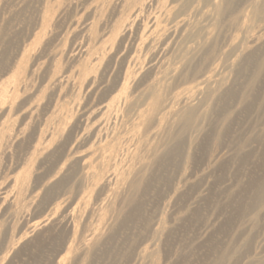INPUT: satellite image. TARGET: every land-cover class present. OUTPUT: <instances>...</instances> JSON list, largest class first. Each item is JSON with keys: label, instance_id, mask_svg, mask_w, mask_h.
<instances>
[{"label": "rangeland", "instance_id": "obj_1", "mask_svg": "<svg viewBox=\"0 0 264 264\" xmlns=\"http://www.w3.org/2000/svg\"><path fill=\"white\" fill-rule=\"evenodd\" d=\"M115 1L118 2L116 3ZM96 2L100 4V0H0V41L3 43L9 41L11 44L7 43L8 45H6L0 42V51L3 52V48L9 47L12 51H10L11 54L13 53L12 56L14 55L13 57L24 48H31L35 51H33L34 55L32 54L29 57L30 60L27 64V69L30 70L28 83L29 85L32 83L34 95H32V99L36 98V101L43 102V106L46 108V110L42 108L37 113L38 117L35 115V120L39 119L38 123H41V127L52 129L51 132H57L61 122L64 121L66 122L64 127H69L70 132L55 155L47 157V159H44L42 163L40 162L37 167L35 165L32 169L24 197L27 204V216L25 215V219H23L24 215L21 212L17 215L14 223L16 225L19 221L20 224L16 225L17 228L14 225L16 236L20 233L18 228L21 222L24 220L28 222L42 219L44 210L48 206H57L60 200H67L68 203L73 202L76 206V214H81V212L83 214L86 212L87 214L91 213L93 206H95L99 189L94 184L95 181H92V173L101 174L99 179L100 182H103L107 179L108 172L113 167L111 166L112 163L101 155L103 148L113 144L116 145L114 154L115 157L119 156L120 161L115 167V184L126 177L130 170H136L142 162L152 159L155 154V148L161 147L165 137L161 132H158L157 135L153 134L155 126L153 123H149V120L152 119V116L169 117L168 113L172 102H159L154 111L156 115L154 113L149 115L145 125L134 136L136 123L141 118V111L145 109L151 110L153 99L168 100L172 93L191 86L196 80L174 81L175 83L171 82L169 86H166V84L162 86V81L161 85L158 86L160 88L158 89L159 93L158 91L156 92L157 94H149L148 85L157 82L162 77V79L167 78L171 68L178 66L180 61L186 58L192 50L197 49L199 44L207 38L205 28H215L219 33L216 48L218 55L221 53L225 54L215 58L212 62L218 66L217 70L219 72L223 71L222 76L230 83L234 80L236 74L226 68V64L232 58V54H229L227 49L228 43L232 38L235 39L236 36L239 37L236 40L239 42L242 36V32L239 29L241 24L236 25L235 23L238 21H240L238 23H242L246 17V22L244 23L253 24V20H247L246 15L249 16L250 14L248 4L243 3L239 9L234 11L235 13L232 12L230 16L215 22V16L217 15L214 11L212 12L211 6L205 0H191L188 10L180 16V19L186 18L189 22V33L170 42L168 49L163 53L164 55L161 54L157 56L158 58H155L154 48L143 44L145 38L137 35L138 37L135 39L136 36H134L133 39L130 38L123 44L119 63L116 65L114 61L115 64H112L111 68L105 71L104 76H100L94 86V90L93 88L89 91L84 88L80 90L63 88L61 94H55L58 96L57 98L52 93L49 94L51 90L47 87L48 82L46 81L51 76L50 72L54 71V69L73 71L80 68L86 61V59H79L75 62L70 57V53L75 47V42L81 40L82 37L76 38L72 32L73 28L77 27L79 30L86 22H90L91 19L94 20L93 18H95L93 29L95 33L99 34L105 27L109 28L108 26L113 24H110V22L115 20L117 16V14L115 15L117 13L116 10L121 9V6L126 4L125 0H102V10L100 9L97 15H93L90 7L96 5ZM119 4L120 7L118 8ZM109 5L114 6L116 9L109 7ZM154 14L158 16L156 25H163V27L164 25H170L172 18L165 15L164 10L157 8L143 19L144 23L141 27V32L143 31L142 29L152 24V20L155 17ZM239 14L240 16H238ZM44 15L48 19L45 32L47 31L49 35L46 38L41 37L44 32L41 18ZM111 15L113 18H111ZM262 22L264 20L254 22L252 26L254 29L251 28L250 30L252 31L250 32L253 33L254 31V34L262 33L263 29L261 26H264ZM136 32L141 33L135 29L134 34ZM50 39L53 41L49 42ZM25 42L27 45L30 43V46L25 47ZM13 44L18 46H15L17 49L14 48ZM185 51L187 52L185 53ZM183 54H186L184 55L185 57ZM155 59L160 61H157V63L159 62L156 70L157 75L150 76L143 81L144 78L142 76L150 63L149 60ZM44 61H48L49 64ZM31 65L33 66L31 67ZM168 67L170 68L168 69ZM37 68L38 72H36ZM51 68L53 69L51 70ZM32 69L35 70L32 72ZM120 70L124 71L122 74L126 73L129 76L130 89L128 97L120 94L121 85L111 88L108 93L106 91L108 86H112L114 77ZM46 71L50 74H46ZM8 76L9 74L6 75V77ZM42 76H46V78ZM4 77H0V81ZM98 87L101 89H97ZM23 93L21 90L18 91L20 102L25 99V94L23 96ZM51 98H54L55 105ZM55 98H57V103ZM45 100L48 103L50 101L52 105L46 103ZM131 101L132 104L130 103ZM204 106L206 109L210 108L209 104ZM234 107L233 115L236 116V119L232 122L233 125L226 127L219 144L215 143L214 137L212 138L211 136L213 135L212 127L217 122L210 124L205 121L201 125L202 134L197 136L194 133L193 139L195 141L192 142L191 146L183 147L182 152L171 165L169 163L164 168L153 166L154 172L151 176L152 178L149 179L150 183L147 185V182L144 183L142 189H140L142 208L139 220L135 225L134 223L127 224L126 229L122 232L123 234L120 235L119 241L123 242V244L119 251L113 253L110 258L99 261L98 264H140L138 260L139 250L143 249V247L148 248V246L152 251L143 264H221V255L225 249L231 251L233 249L225 258L226 263L245 264L249 259H264V207L259 209L257 216L251 212L250 207L249 210L244 207L250 201L257 186L264 185V134L260 133L264 129V106L257 107L255 105L253 108L245 107V109L243 106L238 105L237 107L239 108L235 105ZM52 109H55V112ZM200 112L203 113V111ZM13 113L15 114L16 110ZM18 113L13 114V118H16L15 121L18 118L19 120L17 121L19 122L20 114L18 116ZM48 118H50V121L45 123V119ZM77 120L79 121L77 122ZM96 120L99 121L96 123L97 125L94 124ZM170 128L172 131H176L178 129L177 121H173ZM247 138L250 139L248 147L239 153V146ZM9 153L6 155L7 158L3 155L0 156L5 158H0V192H2V188L7 185L6 182L8 183L11 177L26 170L23 163H21L23 162V157L19 156L15 151H10ZM220 156H222L221 159L219 158ZM72 160L71 170L68 169L70 170L68 173L71 172L70 183L48 199L46 194L51 186L50 183L55 172L57 174V169H60L63 163L68 164ZM17 163L20 167H16ZM113 186L111 189L109 188L110 190L104 191L106 195L111 194L112 196L115 189V185ZM125 191L122 190L121 196L117 200V205H114L117 209H113V207L107 206L101 201L97 202L108 218V221H105L109 225L106 234L114 232L122 222V214H120L119 208L122 207V211L131 208V205L127 203L129 191L128 193ZM87 194L92 196V205L89 208L85 207L82 199V196ZM9 215L10 213L8 212L7 214L6 212L5 205L3 206L0 201V227H4ZM99 219H101L100 212L96 215V220ZM92 233L89 231L84 234L83 243L91 238ZM131 240L133 243L129 244ZM33 241L21 244L22 247H18V252L15 251L10 254L11 257L6 264H53V261L58 258L61 251V249L58 252L56 250L57 248H62L59 247L62 244L58 242V247L52 246V249L51 247L50 249L48 248L49 252L47 254L37 257ZM82 246L79 247L77 259L75 258L77 261L73 259L74 261L71 264H79L78 261L84 259L87 253L89 255V251L86 254L83 253L86 249L84 245ZM20 252L23 253L20 254ZM3 255L0 254V264L3 262ZM11 258L13 259L11 260Z\"/></svg>", "mask_w": 264, "mask_h": 264}, {"label": "bare ground", "instance_id": "obj_2", "mask_svg": "<svg viewBox=\"0 0 264 264\" xmlns=\"http://www.w3.org/2000/svg\"><path fill=\"white\" fill-rule=\"evenodd\" d=\"M101 1L102 0H100V4H97V2L96 5L91 4L92 6L90 7V11L93 15H97L98 11L100 9L102 10L103 7ZM205 1L211 6L212 12L214 11L217 15L215 16V22L219 21L221 18L230 16L232 12L239 9V7L242 6L243 3L249 5L250 14L247 13L249 14V16L245 14L248 18L247 20H253V24L256 21L264 20V0ZM190 2L191 0H125L126 4L122 5L121 9L116 10L117 13H115V15L117 14V16L115 20H111V22L109 21L110 24H113L111 26H108L109 28L105 27V29H101L102 31L99 34L95 33L93 29L95 18H93L94 20L91 19L90 22H86L79 30L77 29V27L73 28V35H75L76 38H78L79 36L82 37L81 40L75 42V47L71 51L70 57H72L75 62L79 59H86V61L80 68L74 69L73 71H62L59 69H54V71H52L54 72L53 75L52 72H50L51 76H49V80L46 81L48 82V85L45 83V81H43V78H46V74L49 73H47L46 71V74L44 73V75L46 76H42V82H44L51 90L49 94H61L63 88H67L70 90H80L84 88L87 91L93 88L94 90V86L96 85L97 80L100 78V76H104L105 71L108 68H111L112 64H115L114 61L116 62V65L117 63H119V57L121 56V49L123 47V44H125L126 40H129L130 38L133 39L134 36H136L135 39L138 36H143V38H145L143 44H147L148 46L154 48V57L156 58L157 56H160L161 54L166 52L170 42L174 41V39L178 37L186 36L189 33V22L186 18L180 19V16L188 10ZM111 5H109V7H112ZM119 7L120 4L118 8ZM157 8H159L160 10L162 9V11L164 10L165 15H168L172 18L170 25H164V27L163 25H161L162 27L156 25L155 23L158 20V16L154 14L155 17L152 20V24L149 27L142 29L143 31L141 32L140 30L144 23L143 19L147 17V14L149 15L152 11H154V9L156 10ZM112 13L114 14V12ZM242 13L244 14V12ZM238 16H240V14ZM111 18H113V16ZM237 19L239 20L238 17ZM238 22L234 23L236 25L241 24L239 26V29L241 30L240 32H242V36L239 42L236 41L239 39V37L237 36L235 37V39H233L232 37L231 40L229 39L230 42L228 43L227 49L229 51V54H232V58L231 61L226 64L227 67L224 65L227 69L233 72V74H236V77L233 81H231L230 83L226 81L222 76L223 71L219 72L217 70L218 66L215 65L214 62H212L215 58L219 57L220 55L223 56L225 54L221 53L218 55L216 45L218 42L219 33L215 28H205L207 38L199 44L197 49L192 50L186 58H184V55L186 54H183L184 59L180 61V64L178 66L176 65L175 67L171 68V70L167 74V78L162 79V77L157 82L148 85L147 90L149 91V94H155L160 88H158V86L161 84L162 86H164L165 84L166 86H169L170 83L174 81L182 82L185 80L188 81V79L196 80V82L192 83L191 86L184 87L181 90L172 93L168 100L161 101L158 99H153V103L151 104L150 108L151 110L145 109L144 111H141V118L136 123V131L133 133L134 136H136L139 133L140 128L145 125V121L149 118V115H153L155 107L159 102H172L170 112L168 113L169 117L152 116V119L149 120V123H153L155 126V128H153V134L157 135L158 132H161L165 137V140L161 147L155 148L154 157L149 161L142 162L140 167L136 170H130L126 177H124L119 183L115 184V167L119 164L120 161V158H118L119 156L115 157L114 154L116 145L113 144L109 147L103 148L101 150V155H103V158H107L110 163H112L111 166L113 167L111 171L109 170L107 179H105L103 182H100L99 179L101 174L92 173V181H95L94 184L98 186L99 189L94 204L95 206H93L91 213L87 214L86 212L83 214L81 212V214H76V206L73 202L68 203L67 200H60L57 206H48L47 208L44 207L46 209L44 210L42 219L36 221L30 220L28 222H26L27 220H24L23 222H21V225L18 228L20 231L18 236H16L14 233V222L20 212L24 215H21L23 216V219H25V215L27 213V204L24 197L29 184L30 173L35 165L37 167L38 164H40V162L42 163L44 159H47V157H51L58 152L60 145L63 143V141H65L64 139L69 135L70 132L69 127H64V125L66 124V122L64 121L61 122L60 128L57 130V132H51L52 129L49 130L41 127V123H38L39 119L35 120L37 113H39L42 108H44V104L43 102H40L38 100L36 101L35 97L34 100L32 99V97L34 96L33 88L31 85L32 83L30 82L31 86L28 83V74L30 70L27 69V64L30 60L29 57L32 54L34 55V50L31 48H24L19 52V54L16 53L15 57H13L14 55L12 56L13 53L11 54L12 51L9 47L5 49L3 48V52L0 51V53L2 52L0 55V77H6V75L9 74L8 77H4V79H1L0 81V156L3 155L4 157H6V155H8L10 151H15L19 154V156L23 157V162L21 163H23V166L26 169L25 170L22 167V169L25 170L24 172H17L18 174H15L13 177H11L8 183L6 182V186L2 184L5 187H3L2 192H0V201L2 202L3 206L5 205L7 214L9 212L10 215L9 218L5 221L4 227L1 226L2 229H0V254H4V257L2 259L3 262L1 264L8 263V260L11 257L10 254L17 251L18 247L21 248V244H27L33 240V247L35 246L37 257L47 254L49 252L48 248L50 249L51 247L52 249V246L58 247V242L59 244H62L61 246H59L62 248H57L56 250L58 252L60 251L59 249H61L58 258L53 261V264H71L74 260L77 261V253L78 250H80L79 247H81L82 245H84V248L86 249L83 253L86 254L89 251V255L87 253L84 256V259L78 261L79 264H98L99 261L110 258L113 253L119 251V248L122 247L123 242L119 241V239L121 238L120 235L123 234L122 232L124 231V229H126L127 224L129 225L130 223H134L135 225L139 220L142 208V203L140 201L141 197L139 194L140 189H142L144 183L147 182L146 185L150 183L149 179L152 178L151 176L154 172V169H152L153 166H160V168H164L169 163L171 165V163L175 161L176 158L180 155L183 147H189L191 146L192 142L195 141L193 139V134L196 133L197 136H200L202 134L203 131L201 125L202 123L204 124L205 121H208L210 124L217 122V124L212 127L213 135L211 136L212 138L214 137L213 140H215V143L219 144L223 134L225 133L226 127L231 125L232 122H234L236 119V116L233 115V109L235 108L234 105L236 107L237 105L241 107L243 106L244 109L245 107L253 108V106L255 107V105L257 107L262 105L264 106V26H261L263 29L262 33L259 32L258 34H254V31L253 33L250 32L252 31L250 30L251 28L254 29L252 27L253 24L251 25L250 23H244L246 22V17L243 22L241 21L242 23ZM41 24L44 28V32L41 37L46 38V36L49 34H47V31L45 32V29L48 25V19H46L45 15L41 18ZM135 29L136 31H139L141 33L136 32L134 34ZM52 41L50 39L49 42ZM1 43L6 45L10 44L9 41ZM15 44H13L14 48L18 47ZM28 45L26 43L25 47ZM186 52L187 51H185V53ZM48 61L44 62L47 63ZM149 61L150 63L142 76L144 78L143 81H145L146 78H149L150 76L157 75L156 70L160 61L158 59ZM157 61L159 62L157 63ZM32 66L33 65H31V67ZM51 67H53V65H51ZM38 68L36 69V72H38ZM48 68L50 67L48 66ZM169 68L170 67H168V69ZM52 69L53 68H51V70ZM34 70L32 69L31 71L33 72ZM122 72L124 71L120 70L119 73L114 77V83L112 84V86L109 84L110 86L106 88L107 93L110 92L111 88H115L121 85L122 89L120 91V94L124 97L129 96V76L126 73L122 74ZM38 76L40 77V75ZM97 89L101 88L98 87ZM19 90H21V92H24L22 94L23 96L25 94V99H22L23 102H20L21 99H19L18 96ZM55 96L58 98L57 95ZM57 98H55V102L57 101ZM52 100L54 104V98ZM130 103L132 104V101ZM50 104L52 105V103ZM205 104H209L210 108L206 109L204 106ZM44 109L46 110V108ZM55 109H52L53 112H55ZM15 110L16 113L20 112L18 113V116L20 114L19 122L17 121L19 120L18 118L16 121V118H13V112ZM200 111H203V113H201ZM238 113L240 114V112ZM90 115L91 114L89 112V116ZM45 120V123H47L48 121H50V118ZM78 121L79 120H77V122ZM173 121H177L178 123V129L176 131H172L170 128ZM98 122L99 121L96 120L94 124L97 125L96 123ZM74 125L76 126V124ZM260 133L264 134V129H262ZM249 143L250 139L247 138L243 142V144L239 146V153H241L246 147H248ZM221 157L222 156H220L219 158L221 159ZM72 162L73 160L71 161V163ZM71 163H63L61 165V168L57 169V174L55 172L53 179H50V190L48 189V193L46 194V197H48V199L52 198L55 194L63 190L70 183L71 172H68L71 170L70 168L73 165V163ZM18 166L19 165L17 163L16 167ZM113 185H115V189L112 196L111 194L106 195L104 191L108 190L109 188L111 189L112 187H114ZM122 190H126L125 192L127 193L129 191L127 203L128 205H131V208L127 210L125 209L124 211H122V207L119 208V212L120 214H122V222L114 232L106 234L109 229V225L106 224L108 222L105 221H108V218L103 213V208H100V204L98 205L97 202L101 201L102 203L107 204V206L113 207V209H117L116 207H114V205H117V200L121 196ZM82 199L86 208H89V206L91 207V195H83ZM244 207H247L248 210L250 207L251 212L255 215L259 213V209L264 207V185L257 186L252 197L250 198V201L246 203ZM99 212L101 219L96 220V215ZM13 216L15 217L14 219ZM85 219L87 220L84 223ZM18 223L19 221L17 222V224ZM89 231L93 232L91 234V238L83 243V236ZM132 240L129 244L133 243ZM151 251L152 249H149V246L148 248L143 247V249L139 250V259H137L140 261V264L144 263L145 259L149 256ZM230 251L231 250L229 249H225L222 252L221 264L226 263L225 258H227ZM22 253L20 252V254ZM13 258H11V260ZM246 262L245 264H264V259H249V261L247 263ZM226 264H230V262H227Z\"/></svg>", "mask_w": 264, "mask_h": 264}]
</instances>
